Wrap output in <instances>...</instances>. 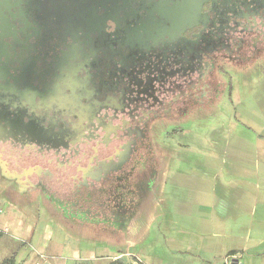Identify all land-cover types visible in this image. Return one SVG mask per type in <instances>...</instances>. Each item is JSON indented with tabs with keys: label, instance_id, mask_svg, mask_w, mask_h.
<instances>
[{
	"label": "flooded vegetation",
	"instance_id": "af4514ba",
	"mask_svg": "<svg viewBox=\"0 0 264 264\" xmlns=\"http://www.w3.org/2000/svg\"><path fill=\"white\" fill-rule=\"evenodd\" d=\"M262 36L264 0H0V139L12 147L68 151L79 144L76 136L65 137L76 132L75 120L89 115L93 133L107 105L118 110L123 99L140 96L132 87L137 77H163L162 67L170 74L180 64L181 84L164 92L172 98L191 90L195 68L194 89L213 60L261 58ZM156 103L141 109V119ZM122 127L140 129L139 123ZM95 157L111 156H91L90 170ZM89 169L80 184L96 193L95 183L105 185L109 175L96 177Z\"/></svg>",
	"mask_w": 264,
	"mask_h": 264
},
{
	"label": "rangeland",
	"instance_id": "374dc122",
	"mask_svg": "<svg viewBox=\"0 0 264 264\" xmlns=\"http://www.w3.org/2000/svg\"><path fill=\"white\" fill-rule=\"evenodd\" d=\"M250 38L251 35L248 40ZM262 38L264 40V36ZM221 58L223 59V57ZM237 59L236 57L234 59L225 58L219 63L215 60L208 63L203 78L205 83L201 81L200 86L194 89L192 82L197 80L199 73L195 68L190 72L192 77L189 88L191 90L172 94V98L165 97L164 92L176 89L181 84L180 64L172 65L171 73L173 74H165L168 67H162L164 70L160 74H163V77H159V73H156L157 78L149 81L146 78L138 79L139 77H137L132 80V87L135 88L137 85V88H140L142 92L140 96L131 94L130 102L123 99L122 103L118 104V110L112 108L114 104L107 105L102 109V112H105L101 119L102 123L92 131L93 133H90L86 126L89 115H81L79 119L75 120L76 132L72 131L71 134L68 132L65 136L66 138L76 136L79 139L78 146L70 148L71 151H67L66 147L59 150L49 147L38 151V147H34L32 144L22 145L20 143L15 147L9 145V147L0 148L2 157L9 161V169L21 170L22 168L26 172L30 170L50 172L53 175L52 181L56 185L58 182L54 181L53 177L62 181L59 188L63 193L72 191L71 187L72 189L77 187L79 194L84 193L85 185L80 182L82 178L85 180L91 156L96 154L105 157L111 156L105 159L95 157L94 164L88 173H94L96 177L101 175L107 177V174L113 173L115 177L113 183H117L116 186H112L109 204L108 200L102 203V213L111 206L114 209L126 208L125 212L128 214V218L137 215L136 243L127 248L123 241V235L117 234L120 231L116 229L117 226L115 228L98 226L96 225L97 218L94 216L93 224L90 220L87 226H82L84 228L80 231L81 236L76 234L67 237V240L72 244L65 243L61 254L60 248L57 247L59 243H54V251L65 257L67 264H72L71 259H68L69 253L65 249L67 245L70 246V250L77 247L81 256L87 255V251L92 253L94 250L96 255L123 251L125 254L138 257L144 264H232L233 259L237 260L236 264H264V240H261L264 238L261 233L264 227L257 220L253 222L252 226L248 223L246 226L244 224L236 227L237 235L227 242L229 248L235 249L232 254L214 251L190 255L175 252L174 249L171 250L167 246L165 242L166 225L170 220L167 218L165 207H158L157 217L151 219L153 211L148 202L150 184L153 185L155 179V172L151 173L149 167V144L155 140L165 139V135L171 130L173 133H169L171 136L168 141L172 138L175 142L184 144L197 139L194 136L196 133L192 134L191 130L197 131L199 126L203 130L200 131L201 138L210 140L212 136H216V133L217 137H223L224 129H228L229 120L233 119L238 122L244 121L249 125L250 123L258 124L259 128L256 130L261 131V134L264 133V54L255 60L239 58L237 61ZM205 87L206 89H204ZM148 88L153 90L152 95H148ZM153 102H157L153 109L154 112H151L148 118L141 119L143 113L141 109ZM120 110L124 111L120 112ZM114 112H116L115 116ZM113 116L116 119L112 126L108 125V128L105 129L104 125L108 123V118ZM121 121L130 124L139 123L138 128L140 129H137L138 131L130 127L123 129L124 123ZM209 124L215 126L216 133L212 134ZM104 137L107 139L106 142L101 141ZM136 140H138L137 143H135ZM140 158L143 159L142 163H140ZM4 181L3 178H0V183ZM45 181L49 182L47 178ZM76 182L78 184L74 186L73 183ZM99 183H95L98 186L95 198L102 193ZM46 203L53 207L51 200H46ZM83 212L85 213V211ZM50 227L58 231L54 225L51 224ZM247 229L252 233L247 234ZM215 245L217 247L218 243ZM36 258L39 264H47L51 256L45 252L44 257L36 254L34 264H37ZM112 260L104 259L94 262L110 264ZM121 260L125 264H133L129 256L124 255ZM61 261L56 260L55 264H59ZM90 262L79 260L75 261V264H92Z\"/></svg>",
	"mask_w": 264,
	"mask_h": 264
},
{
	"label": "crops",
	"instance_id": "0c3cea01",
	"mask_svg": "<svg viewBox=\"0 0 264 264\" xmlns=\"http://www.w3.org/2000/svg\"><path fill=\"white\" fill-rule=\"evenodd\" d=\"M209 126L212 134L216 133L215 126ZM258 126L233 119L223 137L216 133L210 140L201 138L203 130L199 126L197 131L191 130L197 139L185 144L172 138L168 141L172 130L165 139L149 144V167L151 173L155 172L148 199L151 219L157 217L158 207H165L170 220L165 242L171 250L190 255L214 251L232 254L235 249L227 242L237 235L236 227L248 223L252 226L255 220L264 227V133L256 130ZM3 146L9 147V141L0 139V148ZM52 176L44 170L9 169V161L0 150V178L5 180L0 183V228H8L7 234L0 233V263L13 257L16 264H34L36 254L44 257L45 252L51 256L47 264H55L56 260L67 264L65 257L54 251V243H59L61 254L65 243L72 244L67 237L81 236L82 226L94 221V216L98 226H117V234L123 235L127 248L136 243L137 215L128 218L126 208L111 206L102 213L101 205L105 200L109 204L112 186L117 183H113V173L96 198L89 186L84 193L79 194L77 187L63 193ZM87 181L91 179L87 177ZM46 200H51L53 207ZM261 233L264 237V230ZM65 249L72 264L79 260L96 264L100 262L95 260L126 256L123 251L96 255L95 250L81 256L77 247L70 250L67 245Z\"/></svg>",
	"mask_w": 264,
	"mask_h": 264
},
{
	"label": "built area",
	"instance_id": "2783aa9c",
	"mask_svg": "<svg viewBox=\"0 0 264 264\" xmlns=\"http://www.w3.org/2000/svg\"><path fill=\"white\" fill-rule=\"evenodd\" d=\"M1 211V210H0ZM0 233H8V228L7 227H2L0 228ZM126 256H129L132 260L133 264H144L138 257L132 256L128 253H126ZM116 259L119 258V256L115 257Z\"/></svg>",
	"mask_w": 264,
	"mask_h": 264
},
{
	"label": "trees",
	"instance_id": "16d2710c",
	"mask_svg": "<svg viewBox=\"0 0 264 264\" xmlns=\"http://www.w3.org/2000/svg\"><path fill=\"white\" fill-rule=\"evenodd\" d=\"M0 264H16L13 257L3 260ZM110 264H125L120 258L113 259Z\"/></svg>",
	"mask_w": 264,
	"mask_h": 264
},
{
	"label": "water",
	"instance_id": "95a60500",
	"mask_svg": "<svg viewBox=\"0 0 264 264\" xmlns=\"http://www.w3.org/2000/svg\"><path fill=\"white\" fill-rule=\"evenodd\" d=\"M237 260L233 259L232 264H236Z\"/></svg>",
	"mask_w": 264,
	"mask_h": 264
}]
</instances>
